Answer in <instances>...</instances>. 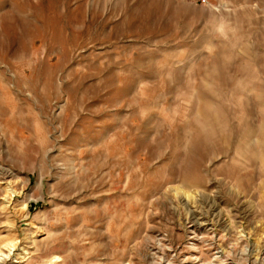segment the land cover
I'll return each instance as SVG.
<instances>
[{
    "label": "rangeland",
    "instance_id": "obj_1",
    "mask_svg": "<svg viewBox=\"0 0 264 264\" xmlns=\"http://www.w3.org/2000/svg\"><path fill=\"white\" fill-rule=\"evenodd\" d=\"M0 264H264V0H0Z\"/></svg>",
    "mask_w": 264,
    "mask_h": 264
},
{
    "label": "built area",
    "instance_id": "obj_2",
    "mask_svg": "<svg viewBox=\"0 0 264 264\" xmlns=\"http://www.w3.org/2000/svg\"><path fill=\"white\" fill-rule=\"evenodd\" d=\"M196 1H200L201 3H207L210 0H196Z\"/></svg>",
    "mask_w": 264,
    "mask_h": 264
},
{
    "label": "bare ground",
    "instance_id": "obj_3",
    "mask_svg": "<svg viewBox=\"0 0 264 264\" xmlns=\"http://www.w3.org/2000/svg\"><path fill=\"white\" fill-rule=\"evenodd\" d=\"M0 251H1V248H0Z\"/></svg>",
    "mask_w": 264,
    "mask_h": 264
}]
</instances>
